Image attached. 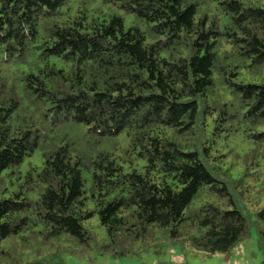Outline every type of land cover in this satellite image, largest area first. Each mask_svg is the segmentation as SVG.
I'll return each instance as SVG.
<instances>
[{
	"label": "trees",
	"instance_id": "trees-1",
	"mask_svg": "<svg viewBox=\"0 0 264 264\" xmlns=\"http://www.w3.org/2000/svg\"><path fill=\"white\" fill-rule=\"evenodd\" d=\"M70 1L0 0V264L125 259L156 229L208 257L255 232L264 264V0H105L129 29L58 21ZM122 136L145 173L93 155Z\"/></svg>",
	"mask_w": 264,
	"mask_h": 264
},
{
	"label": "rangeland",
	"instance_id": "rangeland-1",
	"mask_svg": "<svg viewBox=\"0 0 264 264\" xmlns=\"http://www.w3.org/2000/svg\"><path fill=\"white\" fill-rule=\"evenodd\" d=\"M82 14H87L93 19L98 17L109 19L112 16H119L124 19L127 29L135 25H140L144 28L134 15L128 13L122 7V4L108 3L105 0H71L64 7V15L58 18V21H72L77 17H81ZM69 129L71 130L67 131V133H75L73 138L77 142L76 146L82 147V135L78 132L84 131L86 128H77L75 131L72 128ZM93 146L95 147L93 155L107 152L117 159L126 172L136 169L145 173V162L137 157L134 152L130 153L129 140L125 136L110 141H101L97 145L93 141ZM7 185L11 191L15 189L10 182H7ZM201 202L203 200H197L194 206L200 205ZM91 223L93 231L97 234L99 240L104 241L106 239L104 229L100 227L96 219ZM137 248L139 249V246ZM74 251L77 252L75 255L64 256L67 264H263V255L258 250L257 234L255 232L252 237L239 243L232 249L229 255L217 253L211 257L192 248L174 244L168 234L161 229H156V239L146 250L141 249L139 253L125 259L97 256L92 252L82 249H75Z\"/></svg>",
	"mask_w": 264,
	"mask_h": 264
}]
</instances>
